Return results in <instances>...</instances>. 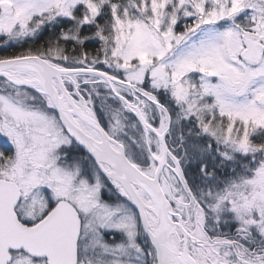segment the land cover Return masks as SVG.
<instances>
[{"label":"snow or ice","instance_id":"snow-or-ice-1","mask_svg":"<svg viewBox=\"0 0 264 264\" xmlns=\"http://www.w3.org/2000/svg\"><path fill=\"white\" fill-rule=\"evenodd\" d=\"M26 44L0 264H264V0H0Z\"/></svg>","mask_w":264,"mask_h":264},{"label":"trees","instance_id":"trees-1","mask_svg":"<svg viewBox=\"0 0 264 264\" xmlns=\"http://www.w3.org/2000/svg\"><path fill=\"white\" fill-rule=\"evenodd\" d=\"M51 34H52L51 31L45 33V34L43 35V38H42L41 40H39V41L37 42V44H38V45H39V44H43L44 41L47 40V39L50 37ZM30 43H31V42H30ZM28 46H29V44L24 45L23 48H22V47H18V46H12V47L5 48V49L0 48V55H11V54H13V53H18V52H20V51H23V50H24L25 48H27ZM33 46H36V45H33ZM93 47H95V45H89V48H90V49L93 48ZM103 122L106 123V120L104 119ZM194 164H195V162H194ZM189 167H191V166H189ZM192 167H193V166H192ZM218 167H219V165H218ZM229 170H230V169H229V166H228V165H224L223 167L220 168V171H221V172H223V171L225 172V171H229ZM195 174H197L196 164H195V168H194V169L191 168V169L188 170V177H189L190 180H195L196 182H199V179L196 177ZM198 174H199V173H198Z\"/></svg>","mask_w":264,"mask_h":264},{"label":"rangeland","instance_id":"rangeland-1","mask_svg":"<svg viewBox=\"0 0 264 264\" xmlns=\"http://www.w3.org/2000/svg\"><path fill=\"white\" fill-rule=\"evenodd\" d=\"M5 48H9V47H2V49H5ZM162 102H163V100H162ZM98 115H99V113H98ZM105 120H106V117H105ZM107 122V121H106ZM6 142H8L7 140H6V138H4V137H2V136H0V150H2V151H5V153L6 154H11V150H12V146H11V150L9 151L7 148H6V145H5V143ZM9 143V142H8ZM10 144V143H9ZM9 151V152H8ZM189 166H191V167H189V169H194L195 168V164H194V162L193 163H191ZM193 166V167H192ZM224 172V171H223ZM196 175V177L198 178V179H200L199 178V174H198V171H197V174H195ZM105 199H108V197L107 196H105Z\"/></svg>","mask_w":264,"mask_h":264},{"label":"flooded vegetation","instance_id":"flooded-vegetation-1","mask_svg":"<svg viewBox=\"0 0 264 264\" xmlns=\"http://www.w3.org/2000/svg\"><path fill=\"white\" fill-rule=\"evenodd\" d=\"M5 145H6V148L10 151V150H11V146H10V144H9L8 142H6ZM9 151H8V152H9ZM10 152H11V151H10Z\"/></svg>","mask_w":264,"mask_h":264}]
</instances>
